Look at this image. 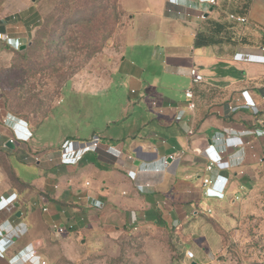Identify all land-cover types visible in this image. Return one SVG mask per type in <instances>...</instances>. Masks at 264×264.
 Instances as JSON below:
<instances>
[{
  "label": "crops",
  "instance_id": "1",
  "mask_svg": "<svg viewBox=\"0 0 264 264\" xmlns=\"http://www.w3.org/2000/svg\"><path fill=\"white\" fill-rule=\"evenodd\" d=\"M40 1L0 0V73L30 45ZM174 1L159 0L155 13L147 9L143 15L128 8L129 37L155 26L153 41L164 51L161 73L189 80L184 91L194 93L192 113L185 110L184 92L178 99L155 92L156 117L143 135H104L96 152L64 164L60 148H31L34 120L6 104L0 85V197L14 194L9 207L0 209V264L22 262L31 250L47 264H86L90 251L108 245L116 250L118 238L150 233L166 234L176 249L194 239L203 251L217 249L222 231L239 220L256 221L263 233L264 0H216L213 6ZM229 15L246 17L247 23L231 22ZM132 64L123 75L144 85V98L151 83L146 70ZM190 67L202 75V83L192 85L186 76ZM243 92L255 110L243 107ZM174 107L185 112L179 122L169 109ZM22 121L32 137L13 145V126L19 123L15 129L22 133ZM188 126L193 136L184 132ZM210 144L222 161L207 171L215 156L206 151ZM169 156L180 159L171 163ZM21 167L33 168V178ZM204 179L210 184L204 186ZM216 182L226 184L224 193L205 195ZM56 227L64 232L57 234Z\"/></svg>",
  "mask_w": 264,
  "mask_h": 264
},
{
  "label": "rangeland",
  "instance_id": "2",
  "mask_svg": "<svg viewBox=\"0 0 264 264\" xmlns=\"http://www.w3.org/2000/svg\"><path fill=\"white\" fill-rule=\"evenodd\" d=\"M158 3L40 1V22L30 37V50L24 57H12L9 67L0 73L6 102L15 112L34 120L31 148L47 152L67 141L88 142L93 136L143 135L151 117H156L152 103L158 99L153 93L178 99L189 80L161 73L164 51L153 41L155 26L129 37L127 9L140 15L147 9L155 13ZM119 63H123L120 73ZM130 63L146 70L145 79L151 86L144 98L140 97L144 85L123 75ZM163 87H169V92ZM20 169L33 178V168ZM257 225L252 219L239 220L232 229L222 231L217 249L209 246L206 251L196 245V239L176 249L171 238L161 233L120 237L116 250L108 245L90 251L86 264H264V230L259 234ZM188 252L194 257H188Z\"/></svg>",
  "mask_w": 264,
  "mask_h": 264
},
{
  "label": "built area",
  "instance_id": "3",
  "mask_svg": "<svg viewBox=\"0 0 264 264\" xmlns=\"http://www.w3.org/2000/svg\"><path fill=\"white\" fill-rule=\"evenodd\" d=\"M174 3H176V1L174 0H170ZM201 5H207V6H213L216 5V0H203L201 1ZM228 19L231 22H235L237 24H246L247 23V18L246 17H242V16H236V15H229ZM2 36L0 35V38ZM4 40L6 42H9V39L7 36H3ZM261 52H263V49L261 50ZM186 76L190 79L192 85H196V84H200L203 82V77L202 75H200L196 68L194 67H190L187 70V74ZM184 97L186 100V106H185V110L189 113H192L195 108H196V102H195V97H194V93L192 91L191 88L187 89L184 91ZM242 98H243V107L245 108H251L253 110H255V105L254 103L250 100V98H248L246 96V92L242 93ZM173 111V116H174V120L179 122L183 119L185 112L183 110H181L178 107H174V108H169ZM237 107H229V110H236ZM162 111H164V108L162 109ZM25 125L24 128H22V133H19L16 131L15 127L16 126H20V124H16L15 126H13V130H12V136L9 139V143L15 145L17 143H27L31 137H32V133L30 131H28L27 127H26V123L24 121H22ZM184 132L188 135V136H193L194 135V130L192 128V126H188ZM216 140H218V138L216 137ZM99 141L100 138L97 136H93V138L88 141V142H73V141H67L64 143V145H62V147L60 148V157H61V162L66 164V163H75L79 158L80 155L86 153V152H96L100 147H99ZM206 151L209 153V155L214 154L215 156H210L209 161H208V165L206 167L207 171H210L212 169V167L216 164H218L219 162L222 161V158L218 155H216L215 151H214V147L213 145H209L206 148ZM106 153H108L107 151H105ZM79 154V155H78ZM76 155H78L76 157ZM223 155V154H222ZM169 158L171 159V163L175 162V161H179L180 157H175V156H169ZM264 158V156H263ZM37 162L40 161L39 158L35 159ZM170 163L165 162L164 163V167H168ZM221 179L226 180L224 177H221ZM218 182L215 183L214 187L211 188H207L205 190V195H207L208 197H220L225 190L226 184H220L217 185ZM210 184L209 179H204L203 180V185L207 186ZM14 194H12L9 198H11ZM8 198V199H9ZM8 199L3 200L2 197H0V209H6L9 207V202ZM44 211H46L44 209ZM207 213H211L210 210H207ZM57 234H60L62 232H64V228H59L56 227L55 229ZM190 258H193V254L191 252H188ZM17 264H47V262L41 258H39V256L35 255V252L33 250L29 251L28 254L24 257V259L22 260V262H20V260L17 262Z\"/></svg>",
  "mask_w": 264,
  "mask_h": 264
},
{
  "label": "trees",
  "instance_id": "4",
  "mask_svg": "<svg viewBox=\"0 0 264 264\" xmlns=\"http://www.w3.org/2000/svg\"><path fill=\"white\" fill-rule=\"evenodd\" d=\"M83 43V42H82ZM31 46H32V43H30V45L28 46V47H26V49L25 50H23V51H18L15 55H14V57L15 58H19V57H24L25 56V54L30 50V48H31ZM14 58V59H15ZM6 101V100H5ZM8 102H6V104H7ZM9 104V103H8ZM16 113H19V112H16Z\"/></svg>",
  "mask_w": 264,
  "mask_h": 264
},
{
  "label": "water",
  "instance_id": "5",
  "mask_svg": "<svg viewBox=\"0 0 264 264\" xmlns=\"http://www.w3.org/2000/svg\"><path fill=\"white\" fill-rule=\"evenodd\" d=\"M171 160V159H170ZM191 264H197V263H195V262H192Z\"/></svg>",
  "mask_w": 264,
  "mask_h": 264
},
{
  "label": "clouds",
  "instance_id": "6",
  "mask_svg": "<svg viewBox=\"0 0 264 264\" xmlns=\"http://www.w3.org/2000/svg\"><path fill=\"white\" fill-rule=\"evenodd\" d=\"M26 123V122H25ZM226 179V178H225Z\"/></svg>",
  "mask_w": 264,
  "mask_h": 264
}]
</instances>
